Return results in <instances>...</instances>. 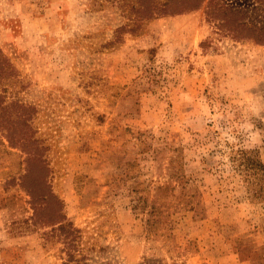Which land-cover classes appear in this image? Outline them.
Wrapping results in <instances>:
<instances>
[{"label": "rangeland", "instance_id": "1", "mask_svg": "<svg viewBox=\"0 0 264 264\" xmlns=\"http://www.w3.org/2000/svg\"><path fill=\"white\" fill-rule=\"evenodd\" d=\"M145 1L0 0V264H264V42Z\"/></svg>", "mask_w": 264, "mask_h": 264}, {"label": "trees", "instance_id": "2", "mask_svg": "<svg viewBox=\"0 0 264 264\" xmlns=\"http://www.w3.org/2000/svg\"><path fill=\"white\" fill-rule=\"evenodd\" d=\"M154 0H146L145 18L151 19L153 17L182 13L200 8L206 3V15L210 20L216 21L219 27L227 29L233 33L237 38H250L257 42H264V22H254L248 19L249 11L244 8L231 6L227 0H171L167 9L158 7ZM257 6L258 13L264 16V0H254ZM170 8V9H169ZM171 10V11H170ZM143 15V16H144ZM260 15V14H259ZM260 15V16H261ZM142 18H139L141 20ZM19 73L10 59L0 50V128L7 129L10 123L14 125H22L27 121V110L30 108L20 102L18 99H9L10 94L14 91L18 84ZM9 129L6 130L8 132ZM24 138L22 139V141ZM238 158L234 160H241L239 165L243 164L246 169L264 170V162L258 156L257 151L247 149H237L235 151ZM31 152V161H32ZM34 161V160H33ZM59 229H66L74 231V226L71 223H64L60 221ZM74 237H70L71 250L74 243ZM70 250V249H69ZM68 251V250H67ZM78 251V250H77ZM77 251H68L70 260L76 257ZM69 261V260H68Z\"/></svg>", "mask_w": 264, "mask_h": 264}]
</instances>
